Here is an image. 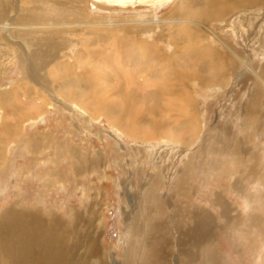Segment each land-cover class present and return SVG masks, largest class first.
I'll list each match as a JSON object with an SVG mask.
<instances>
[{
	"label": "rangeland",
	"instance_id": "374dc122",
	"mask_svg": "<svg viewBox=\"0 0 264 264\" xmlns=\"http://www.w3.org/2000/svg\"><path fill=\"white\" fill-rule=\"evenodd\" d=\"M174 1L156 9L135 5L119 10L118 6L99 4L95 0H78L77 12H81L79 16L84 14L87 19L102 23L101 28L106 29L101 33L107 38L114 28L129 33L131 16L140 14L154 19L167 12ZM40 2L24 3L17 14L38 19V25L43 27L38 33H43L48 31L49 20L64 16L69 9L50 5L49 0ZM217 2L205 1L198 5L216 12ZM258 7L262 10L251 22L241 16L244 14L241 8L228 15L221 25L215 17L200 19L198 14L202 9L190 8L195 14L193 24L201 27L206 23L205 28L214 32L217 43L210 47L216 50L210 57L198 54L200 58L194 50H189L188 43H194L208 32L205 28L201 33L195 29L186 34L182 31L180 38L185 45L182 51L178 49L181 52L173 56V61L171 57L167 59L168 53L159 58L167 68L174 65L173 73L179 74L174 68L187 69L196 82L202 75L210 79L207 82H213V76L218 78L221 74L219 87L186 84V89L195 97L198 113L190 112L194 122L191 121L188 130V127L176 130L185 138L184 142L177 143L156 139L146 144L149 141L145 143L147 140H136L121 129L116 130L106 118L105 114L113 112V119L118 115L125 126L130 121L133 124L142 121L138 125L140 133L152 137L156 135V130L151 129L152 122L159 123V133L168 135L185 117L180 112L181 102L162 105L160 99L156 98L155 102L143 90L147 70L142 61L137 64L146 72H140L138 66L134 71L124 68L136 76L133 82L136 86L132 87L125 80L116 81L117 75L97 62L99 57L85 55L93 48L92 41L88 42L89 48L78 49L72 45V39L70 42L59 34L64 42L63 53L68 59L73 57L75 65L61 77L68 83L62 84L63 90L73 88L75 82L68 81L73 76L78 78V89L90 92L91 99L87 95L85 100L78 99L77 104L73 97L63 99L58 94L59 87L36 86L35 92L11 84L18 79L22 81L28 73L11 54L12 42H18L1 32V42L7 39L8 46L0 45V94L7 91L9 95L0 96V264H12L18 255L15 251H21L13 244L8 230L14 229L18 217L22 216L30 218V223L33 220L31 225L39 221L40 229L36 231L47 233L46 239L50 241L45 243L49 247L58 245L53 244V236L60 238L66 251L65 264H264V36L260 33L254 36L264 20V5ZM188 9L186 15L191 12ZM43 12L50 16L55 12V15L45 23ZM15 13L12 3L2 22H8V17ZM19 19L14 17L10 21V35L27 39L25 30L21 31L26 26L20 25ZM188 25L186 22L182 28ZM49 33L53 35L52 30ZM162 33L154 41L168 52L172 50L164 46L168 33ZM117 35L120 38L121 34ZM125 36L131 37V34ZM117 42L110 53L141 59L139 49L123 51L124 45L120 43L123 41ZM220 63L225 66L223 69ZM97 73L109 81L105 82L108 87L90 89L84 77ZM180 78L182 84L186 83L184 77ZM46 82L52 85L50 79ZM6 103L11 105L6 108ZM106 106L114 111L110 113ZM32 110L36 111L33 116L23 115ZM17 118L19 128L16 129L17 124L16 128H9ZM193 127L199 129L198 137L187 139ZM194 213L206 215V230L199 241L189 246L192 254L187 259L181 235L185 238V232L192 227ZM257 216L259 225L255 222ZM33 247L39 249L32 242Z\"/></svg>",
	"mask_w": 264,
	"mask_h": 264
},
{
	"label": "bare ground",
	"instance_id": "6f19581e",
	"mask_svg": "<svg viewBox=\"0 0 264 264\" xmlns=\"http://www.w3.org/2000/svg\"><path fill=\"white\" fill-rule=\"evenodd\" d=\"M40 1L41 0H0V33L3 32L8 37L10 36L8 39L15 40L18 42V43L12 42L14 44V45H12L14 49L11 47L12 48L11 54L14 56V58L17 60V62L19 64L23 65V67L25 66L27 73H28L27 76L24 75V77L21 78L22 81H20L18 79L16 81L11 82V84H13L15 87H21L22 86V88H25L26 91L28 90V88L34 89V91H35L36 86H38V87L49 86V87H52L54 89H57L59 87L58 88V94L63 99L67 100V99H71L73 97L77 100V104H78V99H80L82 101V100H85L87 95L89 97L90 92L87 93V92H85L86 91L85 89H84L85 91L78 89L80 86L78 87V78H76V77L72 76V79L68 80L69 83L72 80L75 82V85L73 86V88L71 90H69L71 88L69 86H68L69 88L67 87L68 90H63V88H62V84H68V83H64L66 81H63V78H61V77L63 76L65 71H68L70 68H73V66H75L73 57L70 58L71 57L70 56L68 59L66 53H63V51H62L63 43H64V42H62V37L66 38V40L72 39L73 42L70 40L69 41L72 42L73 43L72 45L76 46V48H78V49L80 47H83L84 49L89 48L88 42L92 41L93 42V44H92L93 48L85 55H90V57H94V56L99 57V61H97V62L102 63L101 65H103L104 68L109 67L117 75V77H115L116 81H120V80L124 81L125 80L126 82H128L129 86H132V87L136 86L133 83V82H135L134 79L136 76L129 74V72H127L126 70L124 71V68L127 67L129 69H133V71H134V69L138 66L140 69V72H144L145 70L137 64V62L142 61L143 64H145V68L147 70V72L145 71L146 73L144 74V81L142 82V83L145 82V87L143 88V90L146 93H148V95L151 99L153 96L155 98V102L158 99H160L162 101V105H163V103H170V105H171L172 102H181V105H182L181 108L182 109H180V112H182L183 115L185 114V117L181 118L178 121V123L175 124L176 127L168 135H166L165 133H159L160 132V131H158L159 130L158 129L159 123L157 124L156 122H152V124L154 123L155 125L154 124L151 125L152 128L151 127L150 128L156 130V132H154V134L156 133V135L152 136V137H146V133L143 131L144 133L142 134V133H140V130L138 129V125H140L139 123H141L142 121L139 123L136 122L134 124H133V122L130 121L125 126L119 120L118 115H115V117L113 119V115H112L113 112L112 111H114V110L112 109V107L106 106V109L110 113L112 112L111 115L105 114L106 118H108L109 122L112 124V126L116 130L120 131V129H121L122 133L124 132L125 134H128V136L135 138L136 140H138V139L139 140H147V141H143L145 143L149 141L146 144H150L151 141L153 142V140L155 141L156 139L161 140L160 142H163V141H168V142H173V143L184 142L183 139H185V138L183 136H182L183 138H181V135H179L176 130H178V128L183 130L186 127H188L192 123L191 121L194 122V120H192V117L194 115H192V114H195V112L198 113L197 107L194 104L195 103V100H194L195 97L193 96V93L190 90L188 91L186 89V84L189 83L191 85L192 84L193 85H200L202 88H205V87H208L211 85H213V87L214 86L219 87L222 84L221 74L219 75L218 72H217V74L219 75L218 78H217V75H215V74H214L215 76L212 75L214 77L213 82L212 81L207 82L210 79L209 78L205 79L204 75H202V77L205 80L202 81V77H201L198 80L202 81V82H198V80L196 82L195 81L196 79H194V77L192 78L191 76H189L190 74L188 75V73H190V72L187 69L174 68L179 73V74H176V73H173V70H172V66H174V65H172L171 67L168 66L169 68H167V67L163 66L161 63L162 61L160 62V60H159V58H161V59L164 58L163 57L164 53H168L169 56L166 54V56H168L167 59H169V57H171V59H172L173 56L176 55L177 52L182 51L181 49L185 45L182 43V38H180L182 31H184L185 32L184 34H186V32H191L195 29H197V30L199 29V32H200V30H204V28L206 27V25H207L206 23L205 24L202 23L203 25L202 26L200 25L201 27H197L196 24H193L196 21H194L192 19V17H195V14L191 9L192 8H194L195 10L196 9H199V10L202 9L201 11H199V14H198L200 17H202L200 19L208 20L209 17H215L216 22H218V24L221 25L225 22L224 20L226 17H228V15L232 14L233 12L235 13L236 11H239L241 8L244 9L243 10L244 14L241 16H246V20L251 22L258 15L259 11L261 12V10H262V9L260 10V7H258V6L262 5V4L264 5V0H175L173 2V5L171 6V8H169V10L167 12L161 14L160 16H155L154 19H153V17L146 18L145 16H142L140 14L137 16H131L130 18H133V21H131L129 23L130 26H132V29L129 33L123 32L121 29H115L114 28L115 25H114V27H113L114 30H112L110 35L106 38L104 36V34L101 33V32H103V29L104 30L106 29L105 27L101 28L100 25H102V23L100 24V22H98V21L87 19L84 14L79 16V13H81V12H79V13L77 12V9H78L77 1L78 0H62V1H60V0H49L51 3L50 5L55 4V6L58 5V6H61L63 8L67 7L66 9H69V12H67L64 16L63 15H61V17L59 16V18H56L53 21H50V20L48 21V23H49L48 24L49 25L48 31L50 32V30H52L53 35H51L46 30L43 33H38L39 31L41 32L40 29L43 28L42 26L38 25V23H40V21L38 19H36V18L33 19L31 16H28L27 14L21 15V13H19V14H17V13H18V11H20L21 5H25L24 3L32 4V3L40 2ZM95 1L98 2L99 4L105 3V4H109V5H113V6H118L120 8L119 10H123V8L125 9L127 6L133 7L135 5H142V6H146V7L148 6V7H151L152 9H156L159 7H163L169 1H173V0H95ZM205 1H210V2L211 1H213V2L218 1L216 4V9H217L216 12H214V10L212 11L211 7H210L211 9H206L205 7H202L204 5L199 6L202 2L204 3ZM12 3L15 4V10H16L15 15L16 14L17 15L16 16L15 15L9 16L7 19L8 22H4V21L2 22V20H3L2 16L7 15L9 13L10 9H12ZM195 5H197V6H195ZM80 6H79V9H80ZM188 8L189 9L191 8L190 9L191 12L188 15H186ZM148 10H150V9L148 8ZM32 14H33V12H32ZM52 14L55 15V12H52ZM151 14H152V16L155 15L154 12ZM208 14H211V15H208ZM52 16H50L49 13L44 15V12H43L42 18H43L44 22L47 23L48 17L52 18ZM14 17L15 18L19 17L20 19L17 22L20 25L22 24V25L26 26V28L21 30V31L25 30L23 33L25 34V37H27V39L17 38V37L12 38L11 37L10 32H9L10 31L9 26H10V21H12V19ZM239 17H240V15H239ZM239 17H237V19H239ZM130 18L127 17V19H129V20H130ZM150 18H152V19H150ZM186 22L190 25L186 26V29H184L185 27L183 26L184 28H182V25ZM12 24H13V22H12ZM163 25H165L166 28H161ZM50 26H53V27H50ZM122 27L125 28V26H122ZM222 27H223V25H222ZM258 27H259L257 29L258 31L255 33L254 36H256L259 33H260V35L264 36V20H263L262 24L259 25ZM111 28H112V26H111ZM117 28H119V27H117ZM13 29H11V30H13ZM110 30L111 29H109V31ZM205 30L207 31L208 28H205ZM162 31H164L165 33H168V35L166 36L167 37V39H166L167 44H164L165 48L167 47L169 49H172L168 52L166 50H162V48L158 47L156 45L157 43L154 41V39L160 38L163 36ZM86 33H89L91 35L90 38H88V35H83ZM200 33H198V34H200ZM59 34L62 37L58 36ZM117 34H121L120 38ZM129 34H131V37L125 36V35H129ZM138 35H141L140 38ZM78 36H80L79 39H78ZM177 36H179V37H177ZM181 37H183V36H181ZM184 37H185V35H184ZM201 37H203L204 40H201L202 39ZM1 38L3 39V36H0V45L6 46L7 45V42H6L7 39L5 41L1 42L2 41ZM118 38H119V40H118ZM189 38H191V37H189ZM193 38H194V36H193ZM186 39H188V38H186ZM186 39H185V41H186ZM121 40L123 41V44H122V42H120L121 46L124 45V46H122L123 51H127L129 49L135 51V49H139L141 51V53L139 52L141 59L137 60L135 58L136 56L133 58V56L128 55V54L120 55L121 53L117 54L118 52L116 53L117 55L112 54V52L110 53V48L118 45L117 41H121ZM195 40L196 41L194 43L190 42L186 46H188L189 50H194V52L197 53V57H199L198 54H207V56L212 55L214 53V49L216 50V48L212 49L210 47V44L215 43V42L217 43L215 34L213 31L211 32L210 28H209L208 32H206L205 35L203 34ZM259 41H261V39H259ZM96 42H99V44L97 43L98 44L97 45ZM160 44H162V43H160ZM94 46H96V47H94ZM178 49L181 51H178ZM156 53H157V57H156ZM75 54H78L77 49L75 50ZM107 55H109V57ZM176 56H178V55H176ZM102 57H104V58H102ZM250 59H251V56H249V58H247L248 63L250 62ZM167 61L169 63H171L169 60H167ZM172 61H173V59H172ZM183 61H185V59ZM197 61H199V60H197ZM201 61L202 60H200L199 62H201ZM163 62H165V61L163 60ZM180 62H181V60H180ZM201 63H203V62H201ZM205 63H207V62H205ZM215 63H217V62H215ZM160 64L162 65V67H160L161 66ZM163 64H165V63H163ZM167 65H169V64H167ZM205 65L209 66L210 64L209 65L205 64ZM176 66H177V64H176ZM220 66H221V69H223L225 67L221 63H220ZM220 66H219V68H220ZM78 67H79V65H78ZM206 69L207 68H205V70ZM216 69H218V67ZM73 70L74 69H71V71H73ZM211 70L212 69L209 68L210 72H211ZM210 72H209V76H211ZM212 72H215V71L212 70ZM55 73L56 74L60 73V74L56 75ZM64 75H67V74H64ZM177 75H179L180 77H184V79H186V83L182 84L180 82L181 78ZM56 76H58V78ZM105 76H106V74H105ZM48 79H50V81H51L50 83H52V85H50L48 82H46V81H48ZM84 79H86L87 80L86 82H88V84L91 86L90 89L95 87L96 89L100 90V87H103V86L108 87L107 85H105V82L107 80H105L103 75L100 73H97V75H95V76L89 75L87 78L84 77ZM107 82H109V81H107ZM122 84H123V82H122ZM85 86H86V84H85ZM120 88L122 89V87H120ZM88 89H89V87H88ZM134 90H136V89H134ZM94 91H96V90H94ZM125 92H127V91H125ZM5 93H7V91H3L0 94V96L3 95L4 97H6ZM7 94L9 95V93H7ZM102 95L105 96L104 94H102ZM93 96H95V95H93ZM156 98H157V100H156ZM89 99H91V98L89 97ZM107 102H109V101H107ZM42 104H44V103H42ZM8 105H11V104H7V107L6 106L5 107L8 108ZM107 105H109V104L107 103ZM2 106L3 105H1V108H2ZM185 107H188V108H185ZM94 108L97 109L96 106ZM187 110H189V111H187ZM115 111H116V109H115ZM30 112L31 113L34 112V113L31 114ZM35 112L36 111L32 110V111H29L28 113H26V111H25L23 113V115L33 116L34 114H36ZM109 112H107V113H109ZM190 112L192 114H190ZM18 120H19V118H17L14 121V123H12V125L9 126V128L10 127L16 128L15 125L17 124ZM143 124H144V122H143ZM146 124H148V123H146ZM149 124H151V122ZM18 128H19V125L17 124L16 129H18ZM193 128H194L193 133L188 134L187 139L188 138H195V136L198 137L197 134H198L199 129L195 128V127H193ZM7 129H8V127H7ZM188 129H189V127L187 128V130ZM10 131H6V132H9V134H10ZM6 142L8 144L10 141H6ZM187 145H189V144H187ZM150 148L153 149L154 146H151ZM0 163H2V162H0ZM13 218L16 219L17 216H16V218L15 217H13ZM206 218L207 217L204 214L195 215V213H194L193 214L194 223L191 225L192 227H189L188 231L185 232V235L188 237V239H187L185 236L187 242L185 241L184 235H181L182 240L185 242V245H186L185 256L187 255V259H190L191 254H192V252L189 251V249H190L189 246L194 245L193 243L195 240L199 241L201 239V237L204 236V231L206 230V224H205ZM32 221H31V223H32ZM255 222L257 223V225H259V216L255 217ZM16 223H18V225H15L14 229L8 230V232L10 235L13 236L11 238L13 241V244L16 245L17 248L22 251V255L19 254V252H21V251H15V253L18 255H15L16 257H15V260L12 264H65V262H66V251L62 247V242H61L60 238L56 237V239H55L53 236V238H51L53 241V244L55 245V242H56L58 245L49 247L45 243L46 240H49V239H46L47 233H44V231H41V230L36 231L39 227V221L34 222V224L31 225L30 218H27V217L23 218V216H22V217H18V221ZM261 224H262V221H261ZM43 226L44 225H42L41 228H43ZM12 228H13V226H12ZM39 229H40V227H39ZM47 229L45 231H47ZM4 230H6V229H4ZM58 230H59V228H58ZM24 231H25V233H23ZM56 233H57V231H56ZM194 233H195V235H194ZM36 234L37 235L40 234L39 237H37ZM24 235L26 237H29V235H30V238L25 239ZM34 235H35V237H34ZM8 241H9V238H8ZM31 241L33 243H35L39 249H36L34 247L32 248V242ZM2 246H4V245H2ZM23 249L26 251V253H23Z\"/></svg>",
	"mask_w": 264,
	"mask_h": 264
}]
</instances>
